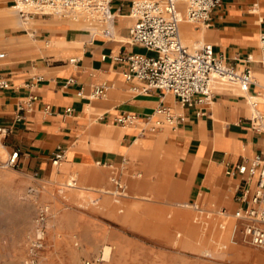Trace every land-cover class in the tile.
Masks as SVG:
<instances>
[{
  "label": "crops",
  "instance_id": "1",
  "mask_svg": "<svg viewBox=\"0 0 264 264\" xmlns=\"http://www.w3.org/2000/svg\"><path fill=\"white\" fill-rule=\"evenodd\" d=\"M8 1L0 0V79L10 83L0 90V121L7 129L0 136L1 155L19 150L22 171L62 179L71 190L105 193L100 206L112 213L117 179L127 189V218H146L156 209L173 227H189L201 206L218 214L226 209L222 217L238 221L234 213L252 204L259 175L228 170L264 158V118H254L250 103L257 101L264 114V0H222L209 25L188 22L186 4L178 3L183 43H211L228 64L253 77L247 91L217 82L213 95L195 106L181 104L171 92H145L142 83L126 78L129 63L118 57L157 54L131 40L136 0H112L114 16L104 25L53 15L24 24ZM101 84H107L106 94L92 98ZM32 94L38 100L29 107ZM161 105L178 116L174 125L157 112ZM122 115L134 121L121 124ZM59 149L65 159L57 167L52 157ZM216 234L234 241V231L230 238L229 232ZM109 253L106 246L105 257Z\"/></svg>",
  "mask_w": 264,
  "mask_h": 264
},
{
  "label": "rangeland",
  "instance_id": "2",
  "mask_svg": "<svg viewBox=\"0 0 264 264\" xmlns=\"http://www.w3.org/2000/svg\"><path fill=\"white\" fill-rule=\"evenodd\" d=\"M8 155L0 154V264H31L29 246L42 206L49 208V216L44 247L34 264H264V249L243 241L240 234L234 241L220 240L216 232H229L230 238L238 221L223 218L217 209L200 206L202 212L193 211L189 227H173L166 212L156 209L146 218H127L125 186L122 195L116 186L111 194L112 213L100 206L105 193L71 190L62 179L34 177L6 166Z\"/></svg>",
  "mask_w": 264,
  "mask_h": 264
},
{
  "label": "built area",
  "instance_id": "3",
  "mask_svg": "<svg viewBox=\"0 0 264 264\" xmlns=\"http://www.w3.org/2000/svg\"><path fill=\"white\" fill-rule=\"evenodd\" d=\"M18 5V12L24 20L34 16L69 15L86 16L93 23L106 24L113 18L112 0H13ZM186 4V20L193 24L209 25L212 12L222 0H136L131 7V16L135 18L130 27L131 40L155 50L156 55L128 54L117 59L126 60L129 67L125 76L128 80L135 79L143 84V91L153 89L171 92L183 105L195 106L203 103L214 93L217 82L237 84L243 91L249 89L253 82L250 70L239 71L226 62L222 54H218L211 43H196L193 48L184 45L180 36L182 16L178 3ZM107 32V30H105ZM261 48L264 53V27L260 34ZM75 62L76 59L70 60ZM264 63V55H263ZM72 80H70L71 82ZM10 83L0 79V90L8 88ZM108 89L107 84L94 88L92 98L102 97ZM83 96V90L78 92ZM38 96L30 95L28 106L32 107ZM254 108V118L261 122L264 114L257 109V101L250 100ZM48 108V107H47ZM67 108L66 112H71ZM157 112L169 123L174 125L178 116L168 106L161 105ZM180 117V116H179ZM135 116L122 115L117 119L121 124H130ZM182 120V118H179ZM158 123V122H157ZM0 121V134L6 133ZM19 150L13 151L6 160V166L19 167ZM65 159V151L59 149L52 157V164L61 165ZM259 175V181L252 204L245 210H237L234 216L238 223L234 233L240 234L243 241L264 249V158L255 156L250 162L239 164L229 173ZM118 195H122L125 187L115 180ZM32 190H34L32 188ZM219 214L228 215L226 209ZM49 216V208L42 206L36 219L34 237L29 246L31 264L35 256L44 247L45 226ZM28 262V263H29ZM89 264V263H88Z\"/></svg>",
  "mask_w": 264,
  "mask_h": 264
},
{
  "label": "bare ground",
  "instance_id": "4",
  "mask_svg": "<svg viewBox=\"0 0 264 264\" xmlns=\"http://www.w3.org/2000/svg\"><path fill=\"white\" fill-rule=\"evenodd\" d=\"M15 6L18 8L19 6L18 5H16V3H15ZM53 16H57V17H64V16H60V15H53ZM20 18H21V20L23 21V23L24 24H27L28 22H29V20H31L32 18H30L28 21L27 20H24L21 16H20ZM72 18H74L76 21H81L80 19L81 18H83V19H85V20H88L87 18H86V16H84V15H81V16H76V17H73L72 16ZM110 21H108L107 23H109ZM106 23V24H107ZM107 252V251H106ZM107 255V254H106Z\"/></svg>",
  "mask_w": 264,
  "mask_h": 264
}]
</instances>
